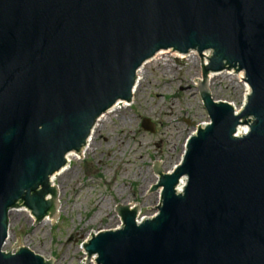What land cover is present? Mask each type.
Here are the masks:
<instances>
[{"label":"water","instance_id":"1","mask_svg":"<svg viewBox=\"0 0 264 264\" xmlns=\"http://www.w3.org/2000/svg\"><path fill=\"white\" fill-rule=\"evenodd\" d=\"M162 50L199 54L190 81L210 121L173 172L154 161L158 212L137 221L140 201L118 205L123 225L92 230L83 264H264V0H0V264H54L20 235L3 251L10 211L53 222L51 178L103 114L132 102L139 70ZM231 70L250 89L240 110L207 85ZM141 126L156 131L149 118Z\"/></svg>","mask_w":264,"mask_h":264},{"label":"rangeland","instance_id":"2","mask_svg":"<svg viewBox=\"0 0 264 264\" xmlns=\"http://www.w3.org/2000/svg\"><path fill=\"white\" fill-rule=\"evenodd\" d=\"M191 54L180 59L168 51L143 68L132 105L105 115L94 129L85 155L72 159L64 175L54 179L59 214L53 222L31 226L34 219L22 208L25 206L12 209L4 251L10 252L20 235L22 247L47 260L52 258L54 264H83L86 253H80V245L92 230L96 233L123 225L118 205L140 201V218L158 212L159 206L149 205L160 203V187L147 194L159 182L154 161L162 160L163 174L170 172L180 162L189 135L210 121L197 87L190 81L201 79L199 54ZM228 72L211 77V96L240 110L248 84ZM144 118L155 124L154 133L142 128Z\"/></svg>","mask_w":264,"mask_h":264},{"label":"bare ground","instance_id":"3","mask_svg":"<svg viewBox=\"0 0 264 264\" xmlns=\"http://www.w3.org/2000/svg\"><path fill=\"white\" fill-rule=\"evenodd\" d=\"M166 52H168V51H165V50H162V51H160L159 53H157L152 59H150V60H148L145 64H144V66L139 70V72H138V80H137V86H136V88H135V91L134 92H136L137 91V88H138V86H139V83H140V81H141V76H142V74H141V72L143 71V68H145V66L149 63V62H152V61H154V60H157L161 55H163V54H166ZM193 54H195V53H193ZM193 54H191V53H188V54H184V53H175V56L176 57H178V58H180V59H186V57L187 56H192ZM204 59H205V57H204ZM205 61H207V59H205ZM228 73H230V74H235V72L234 71H230V72H228ZM212 76H216L215 74H210L209 75V78H210V81H211V77ZM237 76H238V78L241 80V81H243V78H244V73L241 71V72H239L238 74H237ZM244 82V81H243ZM208 86H209V82H208V84H207ZM247 90H248V92L246 93V96H247V94L249 93V86L247 87ZM245 96V97H246ZM134 101V100H133ZM132 101V102H133ZM132 102H130V103H128V102H125V101H121V102H118L116 105H114L110 110H108L105 114H103L100 118H99V120H98V124H96V127H95V129H97L98 128V126H99V123L100 122H102L103 121V119H105V115H108V114H110V113H113L115 110H117V109H120V108H124V107H126V106H131L132 105ZM237 110V109H236ZM247 130V126L245 125V126H240L239 127V131H241V132H245ZM193 133V132H192ZM92 139V136H91V138H90V140H89V142H88V144H87V146L84 148V149H82V151L81 152H72V153H70L69 155H68V160H69V163H68V165H67V167H65V168H63L60 172H58L56 175H54L52 178H51V183H53V181H54V179H56V178H58L60 175H64V173L67 171V169H68V167H69V165L71 164V161H72V159H76V158H78V159H81L84 155H85V151H87V147H88V145L90 144V142L92 141L91 140ZM92 143V142H91ZM91 146V145H90ZM89 146V147H90ZM185 147V146H184ZM184 151H185V148H184ZM178 164V163H177ZM174 171V167H173V169L170 171V172H173ZM183 182H184V180H182ZM160 191H162V188L160 187V190H159V192ZM48 198H50V196L48 197ZM134 205H136V204H134ZM133 206V205H132ZM131 206V207H132ZM22 207V206H21ZM22 208H25V209H27L26 207H22ZM28 210V209H27ZM56 213H57V215L59 214V210L57 209L56 210ZM44 221V222H43ZM42 222L43 223H46V222H48L49 220H48V216L43 220Z\"/></svg>","mask_w":264,"mask_h":264}]
</instances>
